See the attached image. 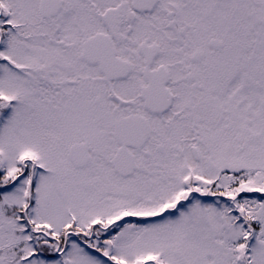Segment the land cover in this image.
<instances>
[{"label":"snow or ice","instance_id":"obj_1","mask_svg":"<svg viewBox=\"0 0 264 264\" xmlns=\"http://www.w3.org/2000/svg\"><path fill=\"white\" fill-rule=\"evenodd\" d=\"M0 264H264V0H0Z\"/></svg>","mask_w":264,"mask_h":264}]
</instances>
